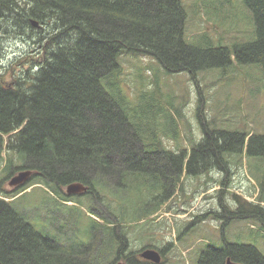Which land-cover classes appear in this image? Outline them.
<instances>
[{
  "label": "trees",
  "instance_id": "trees-1",
  "mask_svg": "<svg viewBox=\"0 0 264 264\" xmlns=\"http://www.w3.org/2000/svg\"><path fill=\"white\" fill-rule=\"evenodd\" d=\"M243 3L254 24L253 39L228 46L206 34L200 45L187 39L189 12L183 0H0V30L6 28L9 38L26 44L12 61L8 54L1 57L0 40V63L18 67L10 80H0V173L6 180L32 170V185L42 181L57 195L55 184L86 186V198L100 200V217L94 208L86 217L100 226L103 242L100 254L88 256H78L68 240L56 245L25 212V194H20L28 187L0 188V264H116L118 259L174 264L178 256H166L162 249L160 263L141 258L131 248L130 230L140 222L153 224L186 178L222 165L229 171L241 164L238 153L264 161V134L238 126L220 129L214 121L201 120L203 137L192 140L189 151L181 148L179 135L175 150L168 148L165 140L179 133L181 113L171 95L164 98L160 75L195 76L209 67L226 71L253 65L264 80V0ZM130 55L149 57L142 69L155 76L149 80L152 89H142V81L133 97L121 70L125 58L133 59ZM204 100H199L197 116ZM256 181L257 204L233 194L236 209L223 206V212L211 210L206 218L223 220L224 227L248 220L264 230V175L257 174ZM135 196V207L128 206ZM75 199L71 203L81 201ZM197 256L189 264H264V254L251 243L207 244Z\"/></svg>",
  "mask_w": 264,
  "mask_h": 264
},
{
  "label": "rangeland",
  "instance_id": "rangeland-1",
  "mask_svg": "<svg viewBox=\"0 0 264 264\" xmlns=\"http://www.w3.org/2000/svg\"><path fill=\"white\" fill-rule=\"evenodd\" d=\"M204 2L183 0L189 12L186 37L192 44L200 45V36L203 34L208 35L214 42L222 40L228 46L235 42L248 43L253 39L254 24L252 20L249 21L250 14L243 0ZM235 23L236 26L233 27ZM0 40L4 44L5 52L8 49L12 61H15L26 47L21 39L9 38L6 28H1ZM130 56L133 59L127 61L125 58L121 70L123 78L128 76L125 85L129 95L133 97L139 92L142 81V89H152L149 80L151 84L155 76L152 71L142 69L149 61V57ZM2 65L4 67L0 68V75L10 80L12 69L18 67L9 63H0V67ZM164 74L160 75L159 79L162 94L165 99H169L171 95L172 102L181 113V117L176 118L179 133L177 132L174 138L169 137L165 140L168 148L175 150L176 138L179 135L181 148L189 151L193 144L192 140L199 141L203 137L201 120L204 124H207L208 120L214 121L220 129L238 126L247 128L244 129L246 132L264 134V80L262 70H258L256 66L234 65L227 67L226 71L209 67L207 70L197 72L195 76L189 72ZM200 98L205 100L197 116ZM165 99L163 101L167 103ZM235 157L241 160V164L229 166V171L221 164L224 169L217 168L205 176L186 178L181 190L160 210L153 224L140 222L130 230L129 238L133 243L131 248L133 250L143 248L141 254L146 250H156L158 253L160 249L166 250V256H178L174 264H189L190 259L194 256L197 258L198 251L205 249L207 244L221 246L224 239L231 243H251L264 254V230L259 229V223L253 225L248 220L232 224L228 222L223 232L218 224L223 220L206 218L211 210L216 211V214L223 212V206L236 209L237 202L233 194L258 203L259 186L256 175H264V161H258L244 153H238ZM5 176L0 173V188L2 191L10 192L11 188L8 181L4 180ZM32 184L33 181L26 187ZM87 191L74 194L77 195L74 196L75 201L79 198L81 201L71 203L70 206L56 207L51 203L60 201L59 196L44 182L36 181L25 192L22 201L25 212L30 215L31 224L43 236L49 234V239L56 245H64V241L68 240L78 256H88L87 253L96 255L100 254L103 246V242L100 241L102 238L100 226L97 229L86 216L93 212L94 208V212L100 217V200H96L94 196L86 198ZM136 201L135 196L127 204L135 207ZM114 208H118V204L115 203ZM196 216L202 221H197ZM179 234H182L180 238ZM169 242L171 247H168ZM150 245L152 246L146 248ZM120 261L125 262L123 259H118L117 262Z\"/></svg>",
  "mask_w": 264,
  "mask_h": 264
},
{
  "label": "water",
  "instance_id": "water-1",
  "mask_svg": "<svg viewBox=\"0 0 264 264\" xmlns=\"http://www.w3.org/2000/svg\"><path fill=\"white\" fill-rule=\"evenodd\" d=\"M34 26H37V23H34ZM33 175H34V171L32 170H22L18 172L16 175H14L13 177H11L8 184L11 188H16L19 186L21 187L25 185L27 182H29ZM84 191H87V187L80 183H73L67 187V193L69 195H74V194L84 192ZM141 258L147 261L154 262V263H160L162 260L161 254L158 253L156 250L144 251L141 254ZM116 264H127V263L120 261V262H117ZM228 264H236V263H233L229 260Z\"/></svg>",
  "mask_w": 264,
  "mask_h": 264
},
{
  "label": "flooded vegetation",
  "instance_id": "flooded-vegetation-1",
  "mask_svg": "<svg viewBox=\"0 0 264 264\" xmlns=\"http://www.w3.org/2000/svg\"><path fill=\"white\" fill-rule=\"evenodd\" d=\"M5 54H9L8 53V49L6 50V52H5V49H4V44H2V53H1V57H3ZM2 61V60H1ZM4 67V65H2L0 68H3ZM4 78H6V77H1L0 78V80H3ZM7 181H8V179H6ZM32 181H34V176L32 177V179L30 180V182L29 183H31ZM29 183H27L24 187L26 188V186L29 184ZM31 186H33V185H30L29 187H28V189L31 187ZM55 186V189L56 190H58V192H59V199H60V201H57V204L55 205V206H58V204L60 203V202H62V203H65L66 205L65 206H70L71 205V201H70V199L72 198V196H77V195H69L68 193H67V187L68 186H64V187H62V188H60V187H58L56 184L54 185ZM21 188H23V187H21ZM27 189V190H28ZM12 190H14V191H16V189H12ZM19 190V189H18ZM27 190H25L23 193H21L20 195H23V194H25V192L27 191ZM89 195V194H88ZM63 198H70V199H66V201L65 202H63ZM51 211H53V210H51ZM218 224H220V228H222L223 230H225V228L226 227H224L223 225L225 224V223H223V222H219ZM224 232V231H223ZM232 243L231 242H228L226 239H224V242L222 243V245L221 246H218V245H216V244H213V243H209V245H210V247L211 246H217V247H226L227 248V246L228 245H231ZM143 248H140V249H137V250H135L138 254H139V256L141 255V250H142Z\"/></svg>",
  "mask_w": 264,
  "mask_h": 264
},
{
  "label": "bare ground",
  "instance_id": "bare-ground-1",
  "mask_svg": "<svg viewBox=\"0 0 264 264\" xmlns=\"http://www.w3.org/2000/svg\"><path fill=\"white\" fill-rule=\"evenodd\" d=\"M37 33V32H36ZM116 67V66H115Z\"/></svg>",
  "mask_w": 264,
  "mask_h": 264
}]
</instances>
